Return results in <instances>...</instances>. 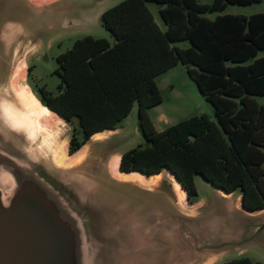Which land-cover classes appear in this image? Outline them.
Segmentation results:
<instances>
[{
    "label": "trees",
    "instance_id": "16d2710c",
    "mask_svg": "<svg viewBox=\"0 0 264 264\" xmlns=\"http://www.w3.org/2000/svg\"><path fill=\"white\" fill-rule=\"evenodd\" d=\"M261 0H122L101 13L114 38L86 35L57 56L58 93L39 88V100L66 122L78 118L81 137L68 141L73 154L96 132L116 129L137 104L147 142L122 152L119 169L146 176L169 170L197 196L200 174L225 192L239 191L245 209H264V11L251 15L204 14L228 4ZM156 3L163 30L148 6ZM187 40V47L177 41ZM214 108L156 130L149 109L161 94L155 77L177 64ZM219 264H264L241 256Z\"/></svg>",
    "mask_w": 264,
    "mask_h": 264
},
{
    "label": "water",
    "instance_id": "95a60500",
    "mask_svg": "<svg viewBox=\"0 0 264 264\" xmlns=\"http://www.w3.org/2000/svg\"><path fill=\"white\" fill-rule=\"evenodd\" d=\"M28 50L0 24V264H211L237 247L238 236L202 219L172 184L114 175L110 161L120 152L101 144L109 133L90 137L79 161L58 165L53 149L64 130L31 137L5 114L20 107L14 61ZM239 202L246 213L263 210Z\"/></svg>",
    "mask_w": 264,
    "mask_h": 264
},
{
    "label": "rangeland",
    "instance_id": "374dc122",
    "mask_svg": "<svg viewBox=\"0 0 264 264\" xmlns=\"http://www.w3.org/2000/svg\"><path fill=\"white\" fill-rule=\"evenodd\" d=\"M120 1L122 0H49L38 3L31 0H0V24L13 29L16 40L24 47L30 48V51H24L15 58V65L23 67L22 72L16 77L15 85L31 90L37 98L40 96V87H44L53 95L57 94L60 82V77L55 72L58 67L57 56L70 49L76 39L86 35L104 37L113 43L114 38L103 25L101 13ZM148 6L159 26L164 29L165 23L157 11L156 3L149 2ZM260 11H264V0L250 5L228 4L221 11L204 15L213 19L218 14L251 15ZM175 44L184 48L189 42L182 40ZM155 82L162 101L149 109V114L157 129L163 130L181 119L203 113L214 119L212 104L189 77L185 65L179 63L159 74ZM7 93L10 94L11 91L8 90ZM255 99L259 103H264V96H255ZM10 100L15 103L12 95ZM18 108L23 109V105L20 103ZM160 115H164L165 118L160 119ZM61 125V130L65 131L64 135H68V141L74 132L81 137V130L77 124L63 120ZM146 142L139 126L135 104L131 112L117 124V128L109 133L101 144L113 146V149L122 153L132 147L143 146ZM67 147L68 143L66 153ZM159 180L172 184L166 169L161 171ZM194 182L197 196L186 198L187 206H195L202 219H206L220 232L234 233L240 240L236 244L237 247L215 256L211 264H219L241 256H248L254 261L264 263V209L246 213L239 208V191H234L229 196L222 195L220 190L200 174L195 175ZM146 196L152 201H161L156 194Z\"/></svg>",
    "mask_w": 264,
    "mask_h": 264
},
{
    "label": "bare ground",
    "instance_id": "6f19581e",
    "mask_svg": "<svg viewBox=\"0 0 264 264\" xmlns=\"http://www.w3.org/2000/svg\"><path fill=\"white\" fill-rule=\"evenodd\" d=\"M21 63V62H20ZM25 63H23V66ZM23 70L22 66H19L16 69V75L18 76ZM15 93L19 99V103L23 105V109H20L15 106H6L4 107L5 114L10 117V119L24 128H28V133L31 137L35 136V133L39 131L46 133L51 132L52 135H59L61 130V123L63 119L48 106L44 105L33 93L27 88H20L15 85ZM109 132V130H108ZM61 133V131H60ZM103 135L102 132L93 134V139H99ZM53 140V139H52ZM68 141V135L60 137L59 142L53 149V157L55 162L58 165H70L76 161H79L83 157V153L86 149V146L81 150H77L73 154L66 153V145ZM84 145V144H83ZM110 170L111 172L123 178H130L141 182H157L160 176V173L150 175L148 177L142 175L140 172H121L118 170V156L115 155L111 158L110 161ZM168 171V177L172 180V186L177 194L179 200L185 204L186 192L181 187L180 183L176 180L174 175ZM238 201V200H237ZM238 203V202H237Z\"/></svg>",
    "mask_w": 264,
    "mask_h": 264
},
{
    "label": "crops",
    "instance_id": "0c3cea01",
    "mask_svg": "<svg viewBox=\"0 0 264 264\" xmlns=\"http://www.w3.org/2000/svg\"><path fill=\"white\" fill-rule=\"evenodd\" d=\"M225 8H226V7H225ZM225 8H224V9H225ZM157 10H158V9H157ZM151 11H152V10H151ZM208 13H209V12H208ZM154 18H155V16H154ZM155 20H156V18H155ZM156 22H157V21H156ZM165 28H166V25H165ZM165 28H164V29H165ZM164 29H163V30H164ZM263 54H264V51L259 53V55H263ZM175 66H177V65H175ZM175 66H174V67H175ZM172 68H173V67H172ZM170 69H171V68H170ZM170 69H169V70H170ZM167 71H168V70H167ZM155 78H156V77H155ZM262 96H264V95H262ZM261 104H262V103H261ZM151 108H153V107H151ZM151 108H150V109H151ZM149 115H150V114H149ZM150 118H151V115H150ZM159 118L162 119V118H165V116H164V115H160ZM151 120H152L153 125H154V127L156 128V130H159V129H157L156 125L154 124L155 122L153 121L152 118H151ZM108 130H109V132H108ZM114 130H115V129H107V130L99 131V132H96V133H100V132H102L103 135L105 136L107 133H111V132H113ZM102 137H103V136H102ZM91 139H93V135L91 136ZM67 142H68V141H67ZM88 143H89V140H88L84 145H82L81 148L78 149V151L81 150V149H83V147L87 146ZM120 157H121V153H118V163H119V161H120ZM185 202H186V200H185ZM185 204H186V203H185ZM186 205H187V204H186Z\"/></svg>",
    "mask_w": 264,
    "mask_h": 264
}]
</instances>
